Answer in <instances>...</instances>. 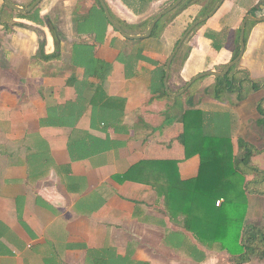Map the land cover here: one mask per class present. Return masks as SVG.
I'll list each match as a JSON object with an SVG mask.
<instances>
[{"label":"crops","instance_id":"1","mask_svg":"<svg viewBox=\"0 0 264 264\" xmlns=\"http://www.w3.org/2000/svg\"><path fill=\"white\" fill-rule=\"evenodd\" d=\"M104 1L139 35L174 0ZM259 1L225 0L191 35L171 62V92L232 60L241 21ZM4 6L0 0V264H264L257 253L237 263L218 243L196 240L155 185L163 177L157 162H176L182 179L198 174L199 156L186 158L184 149L190 108L227 117L234 154L251 146V164L264 170V21L250 28L238 88L206 75L176 99L164 88L165 65L199 3L138 39L95 25V0H41L38 14L25 17ZM222 30L214 51L212 36ZM74 45L91 48L88 62L72 61ZM246 202L244 223L264 227V195L246 193Z\"/></svg>","mask_w":264,"mask_h":264},{"label":"trees","instance_id":"2","mask_svg":"<svg viewBox=\"0 0 264 264\" xmlns=\"http://www.w3.org/2000/svg\"><path fill=\"white\" fill-rule=\"evenodd\" d=\"M217 1L207 0L205 3L201 2L198 17L212 10ZM194 2H199V0H184L178 7ZM95 3L102 12L104 18L102 22L109 24L99 2L95 0ZM37 6L30 11V14H38ZM4 8L11 12L14 11L7 6H4ZM175 10L164 16L175 12ZM18 14L23 17L29 15ZM113 18L124 31H128L114 16ZM162 18L155 24L151 36H154L159 30ZM36 20H39V18H36ZM255 23L249 21L246 24L245 44L250 28ZM147 24L145 23V25ZM47 25L53 34L56 46L55 55H57L59 52V35L51 21H48ZM109 26L113 29L111 24ZM128 28L133 29L135 27L129 25ZM222 31V34L212 36L214 51H218L224 39L225 30ZM238 36L239 29L234 41L232 58L239 51ZM73 49L72 61L74 63L78 62L80 58L86 59L85 62L90 60L91 48L89 46L74 45ZM238 63L232 66L224 77H220L225 82L226 80L229 81L228 90L230 91L238 88L239 80L242 77V75L238 76L239 71H236ZM244 75L247 76L246 73H243ZM261 82V80L254 81L253 87L257 88ZM164 95L167 96L165 91ZM182 122L184 124L186 158L198 155L200 165L198 174L195 177L182 179L178 173L176 162H157L160 168L162 167L161 175L163 177L162 182L155 185L159 190V194L164 196L167 212L172 217H180L184 221L186 230L190 231L196 240L218 243L219 249L225 251L230 259L235 260L237 263L247 261L252 253H257L260 257H263L264 227L244 223L247 208L246 193L264 195V170L251 164V157L256 150L249 145H245V151L240 156L234 154L231 136L228 133L230 123L227 117L216 114L210 120L203 111L190 108L183 112ZM211 122H214L215 126L212 127ZM136 168L137 166H133L127 172V176L131 179ZM249 176L250 179H247ZM217 200H221L218 205H216Z\"/></svg>","mask_w":264,"mask_h":264},{"label":"water","instance_id":"3","mask_svg":"<svg viewBox=\"0 0 264 264\" xmlns=\"http://www.w3.org/2000/svg\"><path fill=\"white\" fill-rule=\"evenodd\" d=\"M103 10V13L106 17V19L108 20V22L111 24V26L113 27L114 30L118 31L120 34H122L124 37L127 38H132V39H138V38H146L148 36H150L155 24L168 12L172 11L173 9H175L183 0H174L169 6H167L166 8H164L161 12H159L150 22L147 32L145 34H139V35H131L128 34L127 32H125L122 27L118 24V22L113 18L110 10L108 9V6L106 5L104 0H97ZM225 0H218L217 3L214 5V7L212 8L211 11H209L207 14L197 18L196 20H194L189 26L188 28L184 31V33L182 34V36L180 37V39L178 40L177 44L175 45L171 55L169 56V58L167 59L166 65H165V70H164V78H163V84H164V88L167 94L171 95V96H179L181 94H183L186 89L197 79L204 77L206 75H215V76H219V77H224L226 75V73L229 71V69L234 66L235 64H237L240 59L243 56L244 50H245V43H244V35H245V27H246V23L247 21H264V16L263 17H256L254 16L252 13H247L240 25V34H239V51L238 54L230 61L228 62L224 68L220 71L217 70H209L206 72H202L199 73L197 75H195L193 78H191L188 82H186V84L177 92H171L169 90V85H168V78H169V73H170V65L171 62L174 58V56L177 54L178 49L180 48L181 44L183 43L184 39L187 37V35L192 31V29L197 26L198 24H200L201 22L206 21L208 18L212 17L217 10L220 8V6L222 5V3ZM41 2V0H33V2L28 6V7H23V6H19L15 3H12L10 0H4V4L5 6H7L8 8L17 11V12H21V13H28L30 12L35 6H37L39 3Z\"/></svg>","mask_w":264,"mask_h":264},{"label":"rangeland","instance_id":"4","mask_svg":"<svg viewBox=\"0 0 264 264\" xmlns=\"http://www.w3.org/2000/svg\"><path fill=\"white\" fill-rule=\"evenodd\" d=\"M16 1H18V2H20V3H23L24 5H27L28 3H29V1L30 0H16ZM184 1V0H183ZM209 1V0H208ZM149 2L150 3H152V2H155V0H149ZM199 2L201 3V2H207V0H199ZM259 4H264V0H260L259 2H258ZM89 3H85V5H88ZM148 4V3H147ZM259 4H256V5H254L252 8H249V9H252V10H254L255 12H260V7H259ZM248 9V8H247ZM97 14H98V16H97V18H98V20H97V22L95 23V25H100L101 24V22H102V20H104V18H103V15H102V12L100 11V8H99V6H97ZM114 16V15H113ZM115 18H116V16H114ZM117 19V18H116ZM162 20H163V18H162ZM110 24V23H109ZM109 24H106L105 22H102V25H106V26H108L109 27ZM53 25V24H52ZM54 26V25H53ZM124 28L126 29V30H129V28L127 27V26H124ZM186 48H187V45L184 47V51L186 50ZM242 75V74H241ZM197 82V81H196ZM181 99V97H176V99ZM228 129H229V127H228Z\"/></svg>","mask_w":264,"mask_h":264},{"label":"flooded vegetation","instance_id":"5","mask_svg":"<svg viewBox=\"0 0 264 264\" xmlns=\"http://www.w3.org/2000/svg\"><path fill=\"white\" fill-rule=\"evenodd\" d=\"M182 2H183V1H182ZM195 3H199L200 6H201V3H200V2H195ZM216 3H217V2H216ZM191 4H192V3H191ZM188 5H190V3L184 5L183 7H178V6H179V5H178V6H177L178 8L176 7L175 9H176V10H180V9H182V8L188 6ZM173 10H174V9H173ZM173 10H172V11H173ZM176 10H175V11H176ZM199 11H200V10H199ZM210 11H211V10H210ZM248 11H249L248 13H252V14L255 16V14H254V10L249 9ZM252 11H253V12H252ZM170 12H171V11H170ZM198 14H199V12H198L197 15L194 17V19L190 22V24H191L194 20H196L197 18L201 17V16L198 17ZM243 18H244V17H243ZM242 20H243V19H242ZM204 22H205V21H204ZM204 22H201V23L204 24ZM241 22H242V21H241ZM247 22H249V21H247ZM252 22H256V21H252ZM257 22H259V21H257ZM201 23H200V24H201ZM190 24H188V26H189ZM200 24H198V25H200ZM203 24H202V25H203ZM246 24H247V23H246ZM119 25H120V24H119ZM198 25H197V26H198ZM202 25H201V26H202ZM240 25H241V24H240ZM188 26L186 27V29L188 28ZM197 26H195V27L192 29V31L187 35V37L184 39L183 43L181 44L180 48L178 49V51H179V50H180V49H181V48L187 43V41H189L191 35L197 31V29L199 28V27L196 28ZM201 26H200V27H201ZM195 28H196V29H195ZM186 29H185V30H186ZM194 29H195V30H194ZM185 30H184V31H185ZM125 32H126V31H125ZM183 33H184V32H183ZM239 34H240V26H239ZM181 36H182V35H181ZM179 39H180V38H179ZM176 44H177V43H176ZM238 44H239V36H238ZM232 59H233V58H232Z\"/></svg>","mask_w":264,"mask_h":264},{"label":"built area","instance_id":"6","mask_svg":"<svg viewBox=\"0 0 264 264\" xmlns=\"http://www.w3.org/2000/svg\"><path fill=\"white\" fill-rule=\"evenodd\" d=\"M220 201H221V200H217V201H216V205H218V204L220 203Z\"/></svg>","mask_w":264,"mask_h":264}]
</instances>
